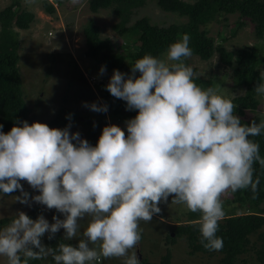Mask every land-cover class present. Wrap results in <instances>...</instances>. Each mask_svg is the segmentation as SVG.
<instances>
[{
	"label": "rangeland",
	"instance_id": "rangeland-1",
	"mask_svg": "<svg viewBox=\"0 0 264 264\" xmlns=\"http://www.w3.org/2000/svg\"><path fill=\"white\" fill-rule=\"evenodd\" d=\"M10 1L0 0V9ZM18 1L20 8L32 12L34 17L25 29L12 26L14 36L0 27V51L15 50L19 56L21 89L28 109L26 127L36 137L34 148L23 158L41 166H52L54 170L46 178L16 179L15 190L8 194L0 191V218L25 213L33 206L41 209L38 218H17L0 228V264H11L19 249L26 255L39 257L40 264H78L76 253L87 257L83 258L85 264H128L140 254L148 261L158 262L165 250L162 236L171 233L164 223L189 221L186 213L192 207V199L188 196L186 201H180L179 198L188 195L190 187L181 180L182 169L164 167L158 162L155 167L146 168V154L137 162L139 165H134L135 154L143 147L160 160L166 148L186 143L189 133L163 135L167 133L163 129L165 115L159 112L155 101L148 104L142 124L113 114L112 108L103 105L102 91L121 76L122 68H102L99 59L86 57L81 29L90 19L99 28V36L108 37L118 51L121 39L115 24L129 26L136 18L146 16L153 24L167 25L184 22L185 17L160 10L155 0H133L120 16L111 7L91 12L86 0ZM43 2L54 8L52 14L44 11ZM237 21L241 23L237 25ZM204 28L226 50L251 45L258 55L264 54V38L256 37L252 23L247 18H238L236 13L215 15ZM134 37L141 39L138 34ZM182 46L166 49L157 62L144 61L140 71L121 77L118 94L130 100V107L140 112L147 105L133 96L134 87L151 69L169 65L174 72L171 86L176 90V111L195 109L197 97L202 98L204 108H209L243 93V87L231 86L230 68L219 66L216 53L202 60L191 51L190 43ZM117 58L131 65L129 58ZM192 79L209 80L210 84L196 87ZM254 97L257 106L246 110L245 117L257 116L264 129V83L257 86ZM60 116L68 121L63 131L50 132L43 127ZM129 129H134L135 135ZM121 132L128 133L125 140L119 139ZM206 132L199 136L200 141L214 139L212 132ZM127 164L137 170L135 189L127 185L126 190L118 182L120 171ZM105 168H108V179L100 177L93 189L92 177L100 176ZM79 172L85 176L81 178ZM132 175L130 170L126 173L127 177ZM153 177L158 180L157 185ZM233 182L217 185L212 180L209 183L210 200H216L217 205L213 216L248 211L246 205L232 201L229 190ZM167 183L180 187L177 195L172 194L174 187L168 188ZM153 184L156 201H153ZM145 189L152 196L141 201L139 198ZM153 206L158 210L155 214ZM258 207L264 212V199ZM206 209L203 217L207 218L212 213L209 202ZM35 235L38 240L31 242ZM52 235L66 242L53 261L49 259L48 245ZM261 235L264 236V223L249 234L247 250L235 257L232 264H259L258 251L264 252ZM36 243L42 245L40 253ZM169 248L170 264H219L217 252L191 251L183 235L175 237ZM94 257H99L100 262H94Z\"/></svg>",
	"mask_w": 264,
	"mask_h": 264
},
{
	"label": "trees",
	"instance_id": "trees-1",
	"mask_svg": "<svg viewBox=\"0 0 264 264\" xmlns=\"http://www.w3.org/2000/svg\"><path fill=\"white\" fill-rule=\"evenodd\" d=\"M132 2L135 1L86 0L89 11L111 7L116 16L124 13ZM155 4L162 11L185 17L184 22L156 25L148 17L140 16L129 26L115 24L114 28L121 39L118 51L108 37L99 36V28L90 19L81 29L86 57L99 59L102 68H122L121 76L102 91L103 105L112 108L113 114L124 115L142 124L148 104L155 101L159 112L165 115L163 129L167 133L163 135L168 137L173 133H189L186 143L166 148L160 160L154 152L151 155L150 149L139 147L136 151L137 157L146 154L147 168L155 167L157 162L164 167L181 168V180L188 184L190 193L179 199L186 201L190 196L192 207L186 213L189 221L164 223L166 228H170L167 232L171 233L162 236L165 250L158 262L148 261L140 254L128 264H170L169 246L179 235L184 236L191 251L217 252L219 264H232L235 257L247 250L249 234L264 223V215L261 214L264 212L258 207L264 199V129L259 125L257 116L245 117L246 110L256 108L254 95L257 86L264 83V54L258 55L251 45L242 46L235 51L226 50L221 43H215L207 35L204 26L215 15L236 13L238 18H247L252 23L256 37L264 38V0H155ZM43 9L48 14L54 12V8L44 2ZM32 19L33 13L22 10L18 0H11L0 9V27L12 36V26L25 29ZM236 23L239 25L241 22ZM135 34L141 39H135ZM180 43H190L191 51L202 60H207L216 53L219 66L230 68L231 86L243 87V93L235 94L228 100L223 99L209 108H204L202 98L197 97L194 100L195 109L176 111L174 105L177 95L175 88L171 86L174 72L172 65H169L151 69L134 87L133 96L147 105L142 106L140 112L130 107V100L118 94L121 77L140 71L144 61L157 62L163 51L181 47ZM118 56L129 58L131 65L119 61ZM17 62L18 54L15 50L0 51V191L6 194L15 190L16 179L46 178L54 170L52 166H41L23 158L34 148L36 137L26 127L28 109L23 100ZM192 82L196 87L210 84L209 80L192 79ZM61 116L49 120L43 127L50 132L63 131L68 121ZM206 131L212 132L214 139L200 141L199 136L206 135ZM129 133L135 135V130L129 129ZM127 135L128 133L121 132L119 138L125 140ZM102 172L100 176L92 177V181H100V177L108 179V168ZM104 174L107 176L104 177ZM78 176L82 178L85 173L79 172ZM212 180L217 185L233 180L229 190L233 196L232 201L246 205L248 211L222 217L213 216V208H217V205L216 200H210L212 187L209 183ZM153 182L157 185L156 177H153ZM154 184L153 200L156 191ZM165 185L170 188L172 184ZM172 186V194L177 195L180 187L176 188V184ZM208 202L212 213L206 218L203 214L207 211ZM157 212L153 206V214ZM40 214L41 209L33 206L25 213L1 217L0 228L8 226L17 218L29 220L38 218ZM37 240V235L30 239L31 242ZM48 242L49 259L53 261L66 242L54 235ZM36 250L40 253L42 245L36 243ZM76 255L77 263L85 264L83 255ZM256 260L259 264H264L263 251H258ZM94 262H100V258ZM11 264H40V259L34 255H26L23 249H19Z\"/></svg>",
	"mask_w": 264,
	"mask_h": 264
},
{
	"label": "crops",
	"instance_id": "crops-1",
	"mask_svg": "<svg viewBox=\"0 0 264 264\" xmlns=\"http://www.w3.org/2000/svg\"><path fill=\"white\" fill-rule=\"evenodd\" d=\"M34 17V16H33ZM18 60H19V56H18ZM18 63V62H17ZM18 65V64H17ZM19 69V68H18ZM120 139V138H119ZM164 155L162 154V157H163ZM135 158H136V160H135V163H134V165H139V164H137V162L138 161H140V158L141 157H137V155L135 154ZM145 159V161L147 162V158L145 157L144 158ZM134 165L133 166H131V165H124V167H123V170L122 171H120V177H119V183H121V185H122V187L123 188H125L126 190H128V187H127V185H133L134 187H133V189H135V183H137V180H136V178H138L137 177V170H136V168L134 167ZM121 168V167H120ZM124 168H125V170H124ZM140 168L142 169L143 168V166H140ZM147 168V167H146ZM173 168H178V167H173ZM179 169H181V168H179ZM131 171L132 173H133V175L132 176H126V173L128 172V171ZM125 176V177H124ZM135 176V179L133 180V179H131L132 177H134ZM183 176V175H182ZM182 178V177H181ZM92 182V186H93V189L95 188V186H96V182H93V181H91ZM108 185H111V184H109L108 183ZM121 187H118V189H120ZM107 189V188H106ZM116 193H118V192H116ZM146 198H151L148 194H146V192H143L142 193V195L140 196V198H139V200L141 199V201H143V199H146ZM157 200V198H154V200L153 201H156ZM134 202V201H133ZM134 204H136L135 202H134ZM153 215V214H152Z\"/></svg>",
	"mask_w": 264,
	"mask_h": 264
},
{
	"label": "built area",
	"instance_id": "built-area-1",
	"mask_svg": "<svg viewBox=\"0 0 264 264\" xmlns=\"http://www.w3.org/2000/svg\"><path fill=\"white\" fill-rule=\"evenodd\" d=\"M88 258H91V256L89 255ZM84 259H87V257H84ZM94 260L98 261L99 257H94Z\"/></svg>",
	"mask_w": 264,
	"mask_h": 264
},
{
	"label": "water",
	"instance_id": "water-1",
	"mask_svg": "<svg viewBox=\"0 0 264 264\" xmlns=\"http://www.w3.org/2000/svg\"><path fill=\"white\" fill-rule=\"evenodd\" d=\"M138 257H139V255H138Z\"/></svg>",
	"mask_w": 264,
	"mask_h": 264
},
{
	"label": "clouds",
	"instance_id": "clouds-1",
	"mask_svg": "<svg viewBox=\"0 0 264 264\" xmlns=\"http://www.w3.org/2000/svg\"><path fill=\"white\" fill-rule=\"evenodd\" d=\"M84 258V257H83Z\"/></svg>",
	"mask_w": 264,
	"mask_h": 264
}]
</instances>
